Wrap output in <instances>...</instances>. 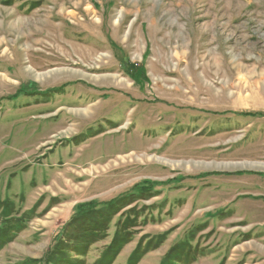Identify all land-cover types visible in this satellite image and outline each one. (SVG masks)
I'll list each match as a JSON object with an SVG mask.
<instances>
[{
  "label": "rangeland",
  "instance_id": "obj_1",
  "mask_svg": "<svg viewBox=\"0 0 264 264\" xmlns=\"http://www.w3.org/2000/svg\"><path fill=\"white\" fill-rule=\"evenodd\" d=\"M0 264H264V0H0Z\"/></svg>",
  "mask_w": 264,
  "mask_h": 264
}]
</instances>
